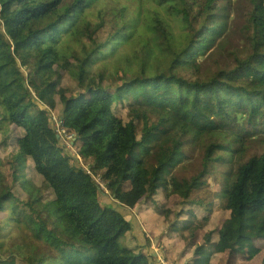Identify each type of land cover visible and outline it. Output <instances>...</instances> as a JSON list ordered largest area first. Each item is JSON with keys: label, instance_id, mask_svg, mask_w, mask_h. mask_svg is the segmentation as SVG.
I'll return each instance as SVG.
<instances>
[{"label": "trees", "instance_id": "obj_1", "mask_svg": "<svg viewBox=\"0 0 264 264\" xmlns=\"http://www.w3.org/2000/svg\"><path fill=\"white\" fill-rule=\"evenodd\" d=\"M153 1L182 33L174 38L158 14L145 16L152 58L112 79L93 71L135 46L126 9L106 7L89 26L81 21L97 0H0V264H147L142 247L120 245L130 223L61 154L43 105L60 114L113 199L129 209L143 200L160 232L192 249L191 264H264V151L254 150L264 143V80L253 78L264 75V0ZM208 176L218 183L217 225L204 239ZM22 226L37 245L6 251L5 233Z\"/></svg>", "mask_w": 264, "mask_h": 264}, {"label": "rangeland", "instance_id": "obj_2", "mask_svg": "<svg viewBox=\"0 0 264 264\" xmlns=\"http://www.w3.org/2000/svg\"><path fill=\"white\" fill-rule=\"evenodd\" d=\"M106 7L126 9L127 12L137 21L136 33L138 36L135 46H131V42H129L120 47L119 51L112 61L99 65L93 71V73L105 70L107 71V75H111L112 79H122L123 75L130 77L136 72L137 61L150 60L152 58L150 57L151 55L147 48V44L142 39L147 36L144 31L143 18L145 16H149L151 13L159 15L160 19L165 22L171 29L174 38L182 33L176 18L173 17V15H171L167 10L163 9L162 7H158L153 0H97L92 9L88 10L82 18V24H87L89 26L96 25L99 22L100 16L103 15V11ZM113 33V28L102 30L100 34V41L104 42ZM231 40L236 41L237 38L232 36L230 41ZM137 43H139V45L141 46L140 49L143 52V56H134V51L136 50ZM66 65L69 67L71 66L70 62L68 61H66ZM155 66H161L163 68L165 66V58L162 57L161 59H159L158 63ZM21 72L22 76L25 78V72L22 69ZM151 77H154V75L150 76V78ZM253 78L264 80V75H257ZM74 88L76 89V86ZM47 120L49 123V118H47ZM75 150H77V147H75ZM254 150L264 151V143L255 146ZM200 153L201 148L192 150V152L189 154V158H187L180 164V169L183 170L186 168V171H189L190 169L187 168V166L189 165V163H193L197 156H200ZM72 156L76 157L73 154ZM176 173L178 176L189 174L188 172L178 171V169L176 170ZM214 178V176L204 177V182H206L208 185L206 188V196L208 197V200L206 202L212 205V215L210 216L211 225L208 226L205 230L203 234L204 239L208 238L211 230H213L212 222H214L215 226L217 225L216 216H214V214L218 206L215 199V194L218 190V183H216ZM3 182L6 183V181ZM168 193L174 192L169 191ZM197 193L198 191H195L191 195L194 196ZM98 199L99 203H101L100 197H98ZM156 199L163 202L162 196H158ZM180 199L181 194H174L169 207H171V209L176 208L180 202ZM138 209L139 210H137V212L139 215V220L141 221V224L146 232L139 229L137 230L138 234H136V237H131L130 234L120 241V245L131 248L142 247L143 250L147 251V253L146 251H144L147 256V264H157L156 260L158 258L161 259L163 264H191V261L193 259L192 249H188L187 245L184 242L168 233L167 229H163L160 232L159 228L162 225V221L158 219L151 211L147 210V207L144 204L143 200L138 203ZM8 230L9 232H6L4 238L1 240L6 251L15 253V251L20 248L24 250V252H27L26 250H30L32 247L37 245L35 238L27 228L23 226L20 228L10 227ZM135 238L138 239L140 243L137 240H134Z\"/></svg>", "mask_w": 264, "mask_h": 264}, {"label": "built area", "instance_id": "obj_3", "mask_svg": "<svg viewBox=\"0 0 264 264\" xmlns=\"http://www.w3.org/2000/svg\"><path fill=\"white\" fill-rule=\"evenodd\" d=\"M43 111L46 112L50 122V128L53 131L57 146L61 149V152L65 155L70 156L73 159V162L76 167L81 168L87 175H89L91 182L96 187L97 191L104 197L111 198L110 192L106 188L105 183L102 181L100 176L98 174H94L91 172V170L84 166L81 162V160L77 157V153L73 146V136L68 135L65 130L62 128L61 123L62 119L60 114L56 115L53 112H51L48 108L41 107ZM75 155L76 157L72 156ZM132 214L133 211H131ZM157 264H163L161 259H157Z\"/></svg>", "mask_w": 264, "mask_h": 264}, {"label": "crops", "instance_id": "obj_4", "mask_svg": "<svg viewBox=\"0 0 264 264\" xmlns=\"http://www.w3.org/2000/svg\"><path fill=\"white\" fill-rule=\"evenodd\" d=\"M101 200V204L106 206V207H110L113 211L117 212L118 214H121V216L127 221L130 223L131 225V237H136V234H138L137 230H139V228L137 227V223L134 221V219L132 217H130L128 215V213H126V210L125 209H122L121 208V204L117 203V202H111L107 199H100ZM110 202V203H109ZM124 207V206H123ZM134 211H137L139 210L138 209V205L135 206V208H133ZM135 234V235H134ZM135 240H137L139 242L138 239L135 238ZM140 243V242H139ZM142 246V245H141ZM146 251V250H144ZM147 253V251H146Z\"/></svg>", "mask_w": 264, "mask_h": 264}, {"label": "clouds", "instance_id": "obj_5", "mask_svg": "<svg viewBox=\"0 0 264 264\" xmlns=\"http://www.w3.org/2000/svg\"><path fill=\"white\" fill-rule=\"evenodd\" d=\"M73 146H74V137H73ZM59 148V147H58ZM74 149H75V146H74ZM59 150H60V152H61V149L59 148ZM76 151V153H77V150H75ZM61 154H63L62 152H61ZM63 155H65V154H63ZM66 156H68V155H66ZM70 159H71V162H72V164L75 166V164H74V162H73V159L70 157V156H68ZM77 157L81 160V162H82V159L78 156V153H77ZM82 164L84 165V166H86V167H88L87 165H85L83 162H82ZM76 167V166H75ZM77 169H81V168H78V167H76ZM89 168V167H88ZM90 169V168H89ZM82 170V169H81ZM91 170V169H90ZM83 171V170H82ZM84 172V171H83ZM92 172V171H91ZM85 173V172H84ZM93 173V172H92ZM86 174V173H85ZM95 174V173H94ZM87 175V174H86ZM88 177H89V175H87ZM100 176V175H99ZM101 178V177H100ZM89 179H90V177H89ZM90 181H91V179H90ZM92 183V182H91ZM92 185H93V183H92ZM94 186V185H93ZM95 187V186H94ZM96 188V187H95ZM107 188V187H106ZM108 189V188H107ZM97 190V189H96ZM108 191L110 192V196H111V198L109 199V198H107V197H104V196H102L98 191V194H99V197H100V199L102 198V199H107V200H109V201H111L112 203L115 201L114 199H113V196H112V192L108 189ZM116 202V201H115ZM118 203V202H117ZM121 208L122 209H125L126 210V213H128V215H129V213L131 212V211H134L133 209H129V208H126V207H123V206H121ZM121 215V214H120ZM160 259V258H159ZM156 263H157V261H156Z\"/></svg>", "mask_w": 264, "mask_h": 264}]
</instances>
